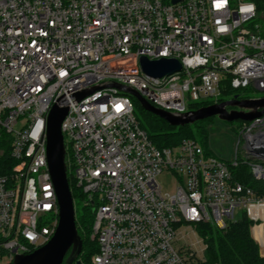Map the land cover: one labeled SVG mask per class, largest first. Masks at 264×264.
Here are the masks:
<instances>
[{
  "label": "built area",
  "instance_id": "2783aa9c",
  "mask_svg": "<svg viewBox=\"0 0 264 264\" xmlns=\"http://www.w3.org/2000/svg\"><path fill=\"white\" fill-rule=\"evenodd\" d=\"M142 56L182 69L151 76ZM224 83L240 100L264 97L248 96L264 92V0H0V141L9 136L16 162L0 175V264L46 245L59 226L46 136L55 104L69 109L67 171L95 214L90 264H206L190 233L200 223L226 228L237 212L252 221L264 256V195L231 170L242 162L264 179V112L241 120L226 161L191 138L155 145L133 96L113 85L185 115L220 103ZM164 172L177 178L172 193L158 182Z\"/></svg>",
  "mask_w": 264,
  "mask_h": 264
},
{
  "label": "trees",
  "instance_id": "16d2710c",
  "mask_svg": "<svg viewBox=\"0 0 264 264\" xmlns=\"http://www.w3.org/2000/svg\"><path fill=\"white\" fill-rule=\"evenodd\" d=\"M221 87L220 102L233 99L236 95L239 98L242 97V91L233 89L228 83H224ZM133 100L143 115L142 118L138 117L141 126L148 132L155 145L160 148L173 147L179 145L184 139L191 138L197 140L207 154L215 155L208 149L212 117L185 126H172L158 115L145 110L134 97ZM212 103V101H207L194 104L192 107L197 110ZM8 138L9 136L6 135L0 141V175L8 174L11 167L16 164L10 155ZM231 170L236 181L250 186L258 194L264 195V179H257L250 166L241 162ZM67 174L75 202L83 201L82 189L77 186L70 171H67ZM94 218L95 214L92 208L84 206V204L80 209L76 207V225L78 234L83 241V250L77 259H81L84 264H90L92 255L98 250L97 241L91 239ZM251 224L252 221L244 213L223 229L211 223H200L197 226V231L207 246L205 250L206 264H264L260 246L251 234Z\"/></svg>",
  "mask_w": 264,
  "mask_h": 264
},
{
  "label": "water",
  "instance_id": "95a60500",
  "mask_svg": "<svg viewBox=\"0 0 264 264\" xmlns=\"http://www.w3.org/2000/svg\"><path fill=\"white\" fill-rule=\"evenodd\" d=\"M140 64L147 74L155 77L169 75L182 69L181 62L174 58L150 60L142 56ZM113 85L131 94L145 110L158 115L172 126H185L213 116H218L229 122L250 121L261 116L264 112V97L240 100L236 95L234 100L211 104L185 115H177L154 106L131 87L120 84ZM96 89L99 87L82 93L80 98L93 93ZM228 106H237L241 109L228 110ZM68 110L67 106L55 104L48 115L46 132L49 172L60 206L59 226L49 243L30 254L17 256L13 264H72L83 250V241L78 234L76 225V207L68 180L66 148L62 132V122L67 116ZM77 262L79 263V261Z\"/></svg>",
  "mask_w": 264,
  "mask_h": 264
},
{
  "label": "rangeland",
  "instance_id": "374dc122",
  "mask_svg": "<svg viewBox=\"0 0 264 264\" xmlns=\"http://www.w3.org/2000/svg\"><path fill=\"white\" fill-rule=\"evenodd\" d=\"M250 97H262L264 92L260 90L250 89L248 92ZM135 113L137 117L142 118V112L135 105ZM242 121L236 120L233 122L225 121L220 119L218 116H213L211 120V125L209 127V139H208V149L215 154L217 157L230 161L235 155L236 145L238 141L237 130L241 125ZM21 124L16 125V129H20ZM158 182L161 185L164 192H174L178 186L177 178L172 172H164L158 177ZM83 206V201H76V207L81 208ZM241 216V212H237L236 218ZM91 239L92 233H91ZM189 244H193L201 255L205 256L204 242L201 237L193 235L190 233V237L186 241ZM184 243V240H181Z\"/></svg>",
  "mask_w": 264,
  "mask_h": 264
},
{
  "label": "flooded vegetation",
  "instance_id": "af4514ba",
  "mask_svg": "<svg viewBox=\"0 0 264 264\" xmlns=\"http://www.w3.org/2000/svg\"><path fill=\"white\" fill-rule=\"evenodd\" d=\"M227 109L228 110H240L241 108H239L237 106H228Z\"/></svg>",
  "mask_w": 264,
  "mask_h": 264
},
{
  "label": "snow or ice",
  "instance_id": "6c2138e0",
  "mask_svg": "<svg viewBox=\"0 0 264 264\" xmlns=\"http://www.w3.org/2000/svg\"><path fill=\"white\" fill-rule=\"evenodd\" d=\"M218 7H221L222 5H217Z\"/></svg>",
  "mask_w": 264,
  "mask_h": 264
}]
</instances>
